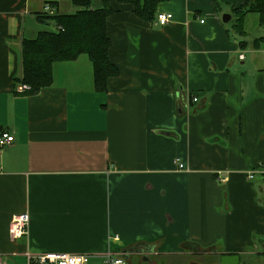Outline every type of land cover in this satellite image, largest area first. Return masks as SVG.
Returning <instances> with one entry per match:
<instances>
[{
  "label": "crops",
  "instance_id": "0c3cea01",
  "mask_svg": "<svg viewBox=\"0 0 264 264\" xmlns=\"http://www.w3.org/2000/svg\"><path fill=\"white\" fill-rule=\"evenodd\" d=\"M47 1L0 0V133L15 136L0 148L3 262L27 264V252L89 254V264L108 252L126 264H196L203 250L264 258V44L247 56L222 19L245 0L161 1L166 25L114 2L119 74L106 91L81 55L55 64L51 86L18 92L23 41L56 27L37 17ZM25 212L28 235L13 240L12 217Z\"/></svg>",
  "mask_w": 264,
  "mask_h": 264
},
{
  "label": "trees",
  "instance_id": "16d2710c",
  "mask_svg": "<svg viewBox=\"0 0 264 264\" xmlns=\"http://www.w3.org/2000/svg\"><path fill=\"white\" fill-rule=\"evenodd\" d=\"M57 8L58 0H48ZM165 0H100L94 7L92 0H72L77 7L74 13L56 11L50 15L37 16L43 23H54L55 30L40 31L36 38L24 40L21 46L22 74L17 83L30 86L29 94H37L54 82L56 63L72 61L87 55L93 68L95 89L107 90L109 78L119 74V68L110 60L111 39L107 32L108 17L115 12L114 2L129 3L134 6L135 14L143 20L154 23L157 20V6ZM219 0H215L216 6ZM255 12L260 25L264 26V0H245L232 8V28L235 33L245 36V18ZM229 22V23H230ZM242 48H247V40H239ZM264 44V36L255 38L251 46L255 49ZM3 132V131H2ZM1 132V133H2Z\"/></svg>",
  "mask_w": 264,
  "mask_h": 264
},
{
  "label": "built area",
  "instance_id": "2783aa9c",
  "mask_svg": "<svg viewBox=\"0 0 264 264\" xmlns=\"http://www.w3.org/2000/svg\"><path fill=\"white\" fill-rule=\"evenodd\" d=\"M57 11V8L53 6L49 1L44 6V13L53 15ZM173 20V14L170 12H159L157 14V23L159 25H166ZM241 59L244 55L240 56ZM18 92H27L30 90V86L25 83H19L16 87ZM192 100L198 101V96L192 97ZM15 141V136L9 132L0 133V148L10 146ZM179 167L183 168L184 164L179 162ZM264 173V171H263ZM257 174L256 169H251L247 172V177L253 179ZM30 224V216L28 212L15 214L9 225V235L13 240H17L28 235ZM91 256L89 254H74L68 252H44L40 254H33L27 252V264H89ZM105 264H126L125 253H120L119 256H113L111 252H108L104 258ZM0 264H5L2 258H0Z\"/></svg>",
  "mask_w": 264,
  "mask_h": 264
},
{
  "label": "rangeland",
  "instance_id": "374dc122",
  "mask_svg": "<svg viewBox=\"0 0 264 264\" xmlns=\"http://www.w3.org/2000/svg\"><path fill=\"white\" fill-rule=\"evenodd\" d=\"M92 4L94 7L100 6V0H92ZM70 6H75L72 2V0H61L60 3V12H65L68 9H71ZM226 14H231V13H226ZM232 16V15H231ZM234 20V19H233ZM231 21L229 23V26L231 27L234 21ZM245 29H246V35L241 36L237 33L236 37L241 39V40H247L249 42V46L245 50V54L248 56V52L253 50L251 43L254 40V38L259 37V36H264V26L260 25L259 23V16L255 12H251L248 14V16L245 19ZM259 57L262 56L264 57V53H259ZM86 56V55H83ZM59 64V63H58ZM219 252L217 250H203L201 252H197L193 254L191 263H196V264H217L219 259ZM247 256V255H245ZM6 261V259H5ZM9 263H14L12 260L7 261ZM264 258H257L253 256H247V257H242L240 264H263ZM7 263V264H9Z\"/></svg>",
  "mask_w": 264,
  "mask_h": 264
},
{
  "label": "water",
  "instance_id": "95a60500",
  "mask_svg": "<svg viewBox=\"0 0 264 264\" xmlns=\"http://www.w3.org/2000/svg\"><path fill=\"white\" fill-rule=\"evenodd\" d=\"M231 14H224L223 22L228 23L231 20ZM220 264H240V255L238 253L223 254L220 258Z\"/></svg>",
  "mask_w": 264,
  "mask_h": 264
}]
</instances>
